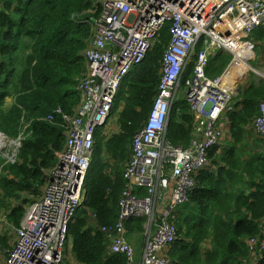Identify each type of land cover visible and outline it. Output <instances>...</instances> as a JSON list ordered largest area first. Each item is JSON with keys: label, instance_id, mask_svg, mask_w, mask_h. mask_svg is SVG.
I'll return each mask as SVG.
<instances>
[{"label": "trees", "instance_id": "trees-1", "mask_svg": "<svg viewBox=\"0 0 264 264\" xmlns=\"http://www.w3.org/2000/svg\"><path fill=\"white\" fill-rule=\"evenodd\" d=\"M92 0H0V130L17 137L26 124L19 161L6 163L0 155V211L20 225L25 207L40 197L48 182L43 170L58 161L65 149L62 114L54 122L47 116L60 107L73 113L80 102L76 89L85 70L82 51L91 36L87 18ZM257 47L264 45V28L253 33ZM171 40L166 24L143 63L122 80L110 117L117 123L99 126L95 150L87 175L86 200L69 225L72 250L78 264H127L128 257L109 250L110 237L102 226L119 221V199L128 181L124 172L132 155V138L144 125L157 95L161 62ZM232 55L219 51L207 73L224 72ZM13 102L6 107L7 98ZM248 101V102H247ZM264 101V80L240 86L235 108L227 113L230 140L216 144L209 152L217 165L201 170L189 199L176 205L170 220L178 238L169 249L170 264H264V249L254 252L248 241L264 240V152L263 139L253 129L260 103ZM197 121L185 99L173 105L168 139L187 147L196 136ZM107 127V128H108ZM254 133V135H253ZM139 196L147 190L137 189ZM147 217H132L125 223L132 242L144 241ZM142 239V240H141ZM210 245H208V244ZM11 239L0 231L1 254ZM144 243L142 246L143 252ZM258 259V260H257ZM254 260V261H253ZM256 260V261H255ZM69 264V263H64Z\"/></svg>", "mask_w": 264, "mask_h": 264}, {"label": "built area", "instance_id": "built-area-1", "mask_svg": "<svg viewBox=\"0 0 264 264\" xmlns=\"http://www.w3.org/2000/svg\"><path fill=\"white\" fill-rule=\"evenodd\" d=\"M92 5L87 18L74 17L91 30L82 51L85 70L76 85L80 102L73 113L58 107L46 118L54 122L55 114H62L65 149L54 166L43 170L48 182L40 197L25 207L19 226L0 211V231L11 239L0 264H63L71 239L69 225L86 200L95 132L106 126L111 134L109 118L121 82L143 63L166 24L171 40L162 58L152 108L132 138L119 221L101 229L111 239L109 250L126 255L127 264H170L168 252L178 238L172 212L189 199L198 174L209 165L210 150L230 136L226 115L235 108V96L249 72L259 73L253 63L261 58L264 64L257 52L264 45L257 47L253 36L264 28V0H92ZM219 51L232 59L222 74L210 77V61ZM181 98L197 121L196 136L187 147L167 137L173 105ZM259 109L253 129L263 139L264 152V101ZM28 126L17 137L0 130V155L6 163L19 161L30 135ZM140 188L147 190L145 196H139ZM140 216H146L147 223L143 252L136 261L125 223ZM248 244L254 252L259 245L264 249V240L258 244L251 238Z\"/></svg>", "mask_w": 264, "mask_h": 264}, {"label": "rangeland", "instance_id": "rangeland-1", "mask_svg": "<svg viewBox=\"0 0 264 264\" xmlns=\"http://www.w3.org/2000/svg\"><path fill=\"white\" fill-rule=\"evenodd\" d=\"M80 21V20H78ZM256 48V46H255ZM257 52L259 53V48L257 49ZM264 57V55H263ZM263 60H261V58L257 59L255 61V63H253L254 66H257L259 67V73H255L252 74L250 72H252V70L249 72V75L247 76V80L244 84L246 83H249V82H254V81H258V80H262L264 78V64L262 62ZM209 75V74H208ZM210 76V75H209ZM210 77H213V76H210ZM184 89V88H183ZM13 102V99L12 98H7L6 100V107H8L11 103ZM117 114L115 115H112V117L109 118V124H112L114 125L115 123H117ZM260 151L263 152V148H260ZM128 240L132 243L134 249L136 248L137 244L136 243H133L131 241L130 238H128ZM210 245V244H208ZM3 253L2 252V256H3ZM73 250H72V239H69V241L67 242V246H66V250H65V259H64V263H69V264H78L76 261H75V258H74V255H73ZM139 259V254L136 252V249H135V260L137 261Z\"/></svg>", "mask_w": 264, "mask_h": 264}, {"label": "crops", "instance_id": "crops-1", "mask_svg": "<svg viewBox=\"0 0 264 264\" xmlns=\"http://www.w3.org/2000/svg\"><path fill=\"white\" fill-rule=\"evenodd\" d=\"M263 45V44H262ZM259 53H261L262 55H264V48L263 47H261L260 49H259ZM12 104V103H11ZM10 104V105H11ZM9 105V106H10ZM8 106V107H9ZM253 135H254V133H253ZM227 139H231L230 138V136H228V137H226L223 141H222V143L220 144V148L218 149V154H220L221 153V151H222V147L226 144V141H227ZM223 145V146H222ZM259 151H260V148H259ZM261 152V151H260ZM213 161H214V158L213 159H211L210 158V161H209V165L208 166H206L204 169H206L207 167H212V170H214L217 174L219 173V168H218V166L217 165H213V166H211L212 165V163H213ZM203 169V170H204ZM201 173V172H200ZM200 173L198 174V175H200ZM134 241H136V242H133V243H136L137 244V246H136V252L139 254V259H140V257H141V253H142V246H143V242L141 241L140 242V239H139V237L138 238H135V239H133ZM142 240V239H141ZM208 244V243H207Z\"/></svg>", "mask_w": 264, "mask_h": 264}, {"label": "clouds", "instance_id": "clouds-1", "mask_svg": "<svg viewBox=\"0 0 264 264\" xmlns=\"http://www.w3.org/2000/svg\"><path fill=\"white\" fill-rule=\"evenodd\" d=\"M77 21H78V19H76ZM62 126V125H61ZM64 129V128H63ZM65 134V133H64ZM93 159V158H92ZM90 168H91V166H90ZM90 171V170H89ZM77 213V212H76Z\"/></svg>", "mask_w": 264, "mask_h": 264}, {"label": "bare ground", "instance_id": "bare-ground-1", "mask_svg": "<svg viewBox=\"0 0 264 264\" xmlns=\"http://www.w3.org/2000/svg\"><path fill=\"white\" fill-rule=\"evenodd\" d=\"M248 102V101H247Z\"/></svg>", "mask_w": 264, "mask_h": 264}]
</instances>
